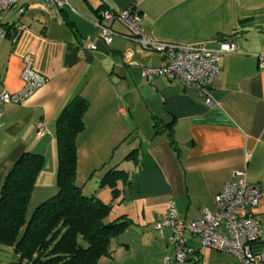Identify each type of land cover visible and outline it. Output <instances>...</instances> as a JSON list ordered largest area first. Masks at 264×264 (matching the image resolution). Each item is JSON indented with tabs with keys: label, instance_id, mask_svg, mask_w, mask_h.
Returning a JSON list of instances; mask_svg holds the SVG:
<instances>
[{
	"label": "crops",
	"instance_id": "obj_1",
	"mask_svg": "<svg viewBox=\"0 0 264 264\" xmlns=\"http://www.w3.org/2000/svg\"><path fill=\"white\" fill-rule=\"evenodd\" d=\"M68 2L63 22L42 11L37 0H20L15 5L19 15L3 18L8 34L0 37V95L23 88L26 56L43 82L24 100L0 104V186L17 157L32 151L44 156V165L27 215L58 192L54 123L67 101L79 93L89 107L84 129L76 137V184L84 194L110 203V189L100 185V178L110 168L128 176L127 183H119L122 192L112 207H117V217L124 215L131 224L99 264H126L120 256L128 257L136 240L167 246L169 230L157 232L154 224L170 203L185 221L200 219L203 210L215 212L214 196L236 171H244L247 180L261 188L250 212L261 229L254 247L264 257V68L256 57L264 52V0ZM132 4L142 14V28L157 41L209 48L229 41L238 53L218 58V73L205 94L163 75L148 81L141 68L157 66L160 55L120 35L107 45L95 26L102 7L123 10ZM114 28L123 31L118 24ZM85 42L96 48L82 50ZM152 116L171 122L177 149L170 145L167 130L154 133ZM39 122L44 131L38 135ZM133 149L136 154L127 158ZM200 243L197 236L188 235L185 263L242 264L234 254ZM154 264H165L163 257Z\"/></svg>",
	"mask_w": 264,
	"mask_h": 264
},
{
	"label": "trees",
	"instance_id": "obj_2",
	"mask_svg": "<svg viewBox=\"0 0 264 264\" xmlns=\"http://www.w3.org/2000/svg\"><path fill=\"white\" fill-rule=\"evenodd\" d=\"M88 107V100L75 93L56 118L58 192L40 203L28 220L27 206L43 169L44 156L23 151L2 180L0 246H8L15 251L14 264H99L102 256L113 253L112 240L131 224L124 215L107 220L113 201L122 192L119 183H127L126 171L110 168L100 178V185L110 189V203L84 194L75 182L76 137L84 129L83 116ZM152 121L154 133L167 130L170 145L177 149L171 122L164 123L156 116H152ZM135 154L136 149H133L127 158H133ZM22 228L24 230L19 235Z\"/></svg>",
	"mask_w": 264,
	"mask_h": 264
},
{
	"label": "built area",
	"instance_id": "obj_3",
	"mask_svg": "<svg viewBox=\"0 0 264 264\" xmlns=\"http://www.w3.org/2000/svg\"><path fill=\"white\" fill-rule=\"evenodd\" d=\"M19 2L20 0H0V37L8 34L3 27L4 15ZM38 3L42 11L51 13L59 22L64 21L62 10L69 6L68 0H38ZM141 17V12L134 4L123 10L105 7L99 11L95 26L99 30V37L107 45L115 35H120L134 41L142 50L160 55L161 61L157 66L141 68L142 76L148 81L163 75L167 79H178L186 85H192L199 89L200 94H205L207 85L218 73V58L225 54L238 53L236 44L229 41H221L215 48L157 41L149 37L142 28ZM114 24H118L123 31H117ZM95 48L96 45L91 42L81 45L82 50ZM256 57L259 67L264 68V52ZM22 79L23 88L13 94L2 92L0 104L20 102L42 84L43 80L32 71L30 56L24 58ZM206 103L211 105V99L207 98ZM43 131L44 124L37 123L36 134ZM260 196V185L249 182L244 171H236L233 178L225 182L222 190L214 196L215 212L203 210L200 219L185 221L178 216L173 203H170L167 213L159 216L154 224L156 230H169L168 243L175 249L174 257L166 256L164 263L184 264L190 252L186 239L188 235H193L200 239L203 246L234 254L242 264H264L263 255L254 247L255 242L261 238V229L250 212L257 206Z\"/></svg>",
	"mask_w": 264,
	"mask_h": 264
},
{
	"label": "rangeland",
	"instance_id": "obj_4",
	"mask_svg": "<svg viewBox=\"0 0 264 264\" xmlns=\"http://www.w3.org/2000/svg\"><path fill=\"white\" fill-rule=\"evenodd\" d=\"M17 12H18L17 7L13 6L12 8H10L7 11V13L4 15V17L6 16L7 19H9L10 17H16ZM45 14L48 15L46 12H45ZM18 15H19V12H18ZM39 15L44 16L41 13H39ZM54 20H56V19L54 18ZM54 23H56V21ZM116 208H117L116 206L111 208L109 215L107 217L108 221L109 220L111 221V220L115 219V217H117V214H115ZM29 217L30 216L27 215V220L29 219ZM23 230H24V228L21 229L19 235H21ZM156 231L162 232L159 230H156ZM164 233L166 234V231ZM114 240L115 239L112 240V246H114ZM83 244H84V242H83ZM201 246H203V245L201 244ZM165 253H167V254H165ZM174 253H175V249H174V246L172 244L168 243L167 246H165V243H164L163 246H160L159 244L155 243V241H153V243H152V239H150V240L144 239V241L136 240L133 244H131V252H129V253L127 252L128 257H125V255H121L120 261H121V263H126V264H132V262L138 263V264H154V263L160 261V258H162V257H163V260L166 256L173 258ZM15 261H16V258L14 256L13 249H11L8 246H0V264H14ZM184 264H187V263H184Z\"/></svg>",
	"mask_w": 264,
	"mask_h": 264
},
{
	"label": "water",
	"instance_id": "obj_5",
	"mask_svg": "<svg viewBox=\"0 0 264 264\" xmlns=\"http://www.w3.org/2000/svg\"><path fill=\"white\" fill-rule=\"evenodd\" d=\"M15 252V251H14Z\"/></svg>",
	"mask_w": 264,
	"mask_h": 264
}]
</instances>
